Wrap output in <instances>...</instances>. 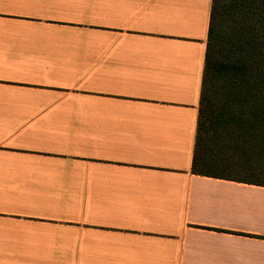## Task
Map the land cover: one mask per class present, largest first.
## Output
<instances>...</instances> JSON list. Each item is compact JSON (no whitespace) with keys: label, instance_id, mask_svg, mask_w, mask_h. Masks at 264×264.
I'll use <instances>...</instances> for the list:
<instances>
[{"label":"crops","instance_id":"1","mask_svg":"<svg viewBox=\"0 0 264 264\" xmlns=\"http://www.w3.org/2000/svg\"><path fill=\"white\" fill-rule=\"evenodd\" d=\"M213 0H0V264H264V185L193 171Z\"/></svg>","mask_w":264,"mask_h":264},{"label":"trees","instance_id":"2","mask_svg":"<svg viewBox=\"0 0 264 264\" xmlns=\"http://www.w3.org/2000/svg\"><path fill=\"white\" fill-rule=\"evenodd\" d=\"M214 147L253 177L204 169ZM192 169L264 185V0H213Z\"/></svg>","mask_w":264,"mask_h":264},{"label":"rangeland","instance_id":"3","mask_svg":"<svg viewBox=\"0 0 264 264\" xmlns=\"http://www.w3.org/2000/svg\"><path fill=\"white\" fill-rule=\"evenodd\" d=\"M212 149L213 148H208L206 154L209 155V158L213 161V164H209L208 166L204 167V169L211 172L231 175L234 177H253L252 175L247 174L248 172L252 173L253 171H247L238 167L236 164H233V162H231L227 155L220 152V150H216L215 147L213 150Z\"/></svg>","mask_w":264,"mask_h":264}]
</instances>
